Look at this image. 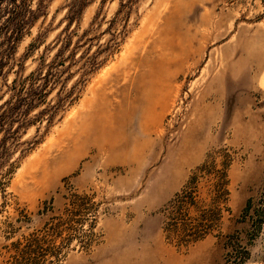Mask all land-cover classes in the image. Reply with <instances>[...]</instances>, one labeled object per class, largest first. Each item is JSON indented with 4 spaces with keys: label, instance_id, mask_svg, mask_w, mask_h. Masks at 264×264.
Segmentation results:
<instances>
[{
    "label": "rangeland",
    "instance_id": "1",
    "mask_svg": "<svg viewBox=\"0 0 264 264\" xmlns=\"http://www.w3.org/2000/svg\"><path fill=\"white\" fill-rule=\"evenodd\" d=\"M68 1L45 0L4 65L0 95L36 67L66 24ZM119 3L91 0L71 26L101 43L125 28L61 118L23 137L39 143L0 186V264L7 245L60 216L73 194L91 198L95 236L62 264H223L213 236L168 243L163 208L220 149L230 156V217L264 193V0H135L124 21L113 20ZM228 217L223 232L243 227ZM249 249L247 264H264V226Z\"/></svg>",
    "mask_w": 264,
    "mask_h": 264
},
{
    "label": "trees",
    "instance_id": "2",
    "mask_svg": "<svg viewBox=\"0 0 264 264\" xmlns=\"http://www.w3.org/2000/svg\"><path fill=\"white\" fill-rule=\"evenodd\" d=\"M7 1L1 9L6 14L0 21V33L4 31L7 36L5 48L0 52V74L25 28L46 7L45 0H37L36 9L30 8V0ZM90 1H68L66 24L53 43L45 47L36 67L25 76L17 72L0 95V186L7 183L19 161L39 143L37 139L23 140L31 127L35 126L37 134L42 125L46 132L79 98L80 90L92 74L119 46L125 27L112 32L105 43L89 35L91 28L80 34L77 26L71 28ZM134 2L120 0L113 20L120 16L119 20L124 21ZM52 50L53 54L47 59L46 53ZM17 153L19 156L14 160ZM215 155L192 173L182 190L163 208L162 232L165 240L178 248H187L213 236L224 251L223 264H247L252 259L249 248L264 226V193L256 200L249 198L238 218L230 217L231 210L227 206L230 156L225 149ZM90 202L88 196L70 195L60 216L52 217L41 230L5 247L6 264H62L70 250L76 247L80 251L89 250L94 242L92 230L96 223V209ZM226 217L233 225L243 224V227L223 232Z\"/></svg>",
    "mask_w": 264,
    "mask_h": 264
}]
</instances>
